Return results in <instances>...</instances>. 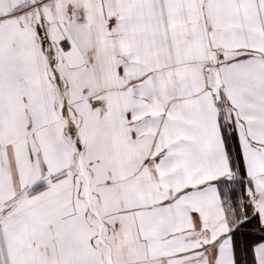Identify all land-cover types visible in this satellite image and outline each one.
<instances>
[{
    "label": "snow or ice",
    "instance_id": "snow-or-ice-1",
    "mask_svg": "<svg viewBox=\"0 0 264 264\" xmlns=\"http://www.w3.org/2000/svg\"><path fill=\"white\" fill-rule=\"evenodd\" d=\"M0 264H264V0H0Z\"/></svg>",
    "mask_w": 264,
    "mask_h": 264
}]
</instances>
